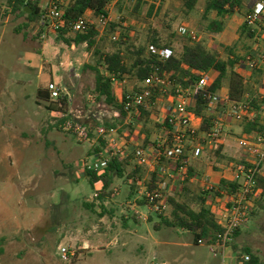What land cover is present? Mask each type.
Masks as SVG:
<instances>
[{
	"label": "rangeland",
	"instance_id": "rangeland-1",
	"mask_svg": "<svg viewBox=\"0 0 264 264\" xmlns=\"http://www.w3.org/2000/svg\"><path fill=\"white\" fill-rule=\"evenodd\" d=\"M184 1L158 0L148 17V6L136 14L135 0H119L111 15L115 23L129 30L136 47L147 50L154 28L161 43L169 42L178 52L188 40L178 36L176 30L185 25L194 29L205 46L216 50L222 58L227 57L225 49L229 47L236 57H245L252 42L239 38L242 14L227 19L224 37H214L204 30L206 21L202 12L206 0H198L191 12ZM24 21V17L15 20L0 5V264H230L237 261L241 248L252 249L264 261L261 196L251 206L253 215L231 240L224 258L219 248L214 247L211 252L206 245L196 246L192 234L178 226L161 224L160 216L171 220L169 205L161 215L141 206L139 211L148 221L129 219L127 224L122 223L125 220L119 204L127 196L124 180L133 172L131 163L125 164L123 177L112 186L119 185L120 191H125L104 203L106 210L112 209L114 213L101 218V207L96 206L93 212L86 209L84 204L92 203L94 190L85 176L84 163L88 152L97 145L78 143L70 134L57 130L54 126L57 121L47 109L48 102L40 100L37 91L55 80L68 96L67 110L76 121L86 124V112L99 111L87 102L88 96L95 98L93 76L81 71L83 65L92 62V54L85 45L70 49L51 30L38 35L31 34L29 28L16 32ZM110 45L109 40L102 43L103 47ZM223 85L227 86V82ZM255 91H260V85L255 86ZM146 126L151 140L158 130L152 121ZM230 127L224 134V158L214 160L212 166L241 159L237 140L242 124ZM138 175L145 178L146 173L139 171ZM188 185L187 203L197 209L200 185L197 182ZM156 225L160 227L155 229ZM101 229L108 231L105 239L106 233ZM83 241L90 250L78 248ZM232 245L237 249L233 250ZM60 247L75 252L69 262L61 260Z\"/></svg>",
	"mask_w": 264,
	"mask_h": 264
},
{
	"label": "built area",
	"instance_id": "built-area-1",
	"mask_svg": "<svg viewBox=\"0 0 264 264\" xmlns=\"http://www.w3.org/2000/svg\"><path fill=\"white\" fill-rule=\"evenodd\" d=\"M118 1L110 0L106 6L107 15L93 20L92 23L96 24L99 34L104 32L109 23L114 22L111 14ZM9 2L14 3L15 0H0L1 7L10 14ZM69 3L70 0H39L40 17L29 25L31 34L38 35L44 30L56 33L57 29L62 27L64 12ZM246 4L249 14L245 22L261 34L258 35L259 38L256 39L257 43L251 53L235 66L241 73H251L259 68L264 71V3L259 0H248ZM89 23L90 16L83 15L71 24L70 35L83 33ZM176 31L178 36L186 38L190 43L200 39L194 29L185 25L179 26ZM111 40L115 41L116 35H113ZM75 47L72 44L70 49ZM151 50L160 61H165L172 55V51L168 49ZM102 73L111 81L118 108L104 102H96L94 97L88 96L87 102L99 111L95 113L87 111L86 124L76 121L73 114L68 111L63 115L58 127L70 134L78 143L87 142L90 146L96 144L99 147L98 152H93L86 158L84 168L87 170L95 173L104 172L113 161L133 165V172L126 176L128 179L124 182V187L131 196L127 195L119 204L120 214L124 220L148 221L139 211L141 206H145L154 214L164 213L168 207V198L179 192L193 162L201 163L204 157H207L204 165L212 166L208 155L225 142L227 126L242 124L245 120L258 121L264 125V105L260 110H255L248 102H234L230 100L228 93L220 91L205 95V109L201 114L193 111L198 95L206 92L218 75L213 70L194 72L197 80L186 88L177 83L173 72H163L160 75L152 72L139 83L131 82L127 75L117 79L104 70ZM47 90L50 93V101L53 102L61 95H65L63 87L55 80L48 84ZM257 98L258 102H264V78ZM143 112L149 113V121L154 122L158 130L154 138L150 140L149 137L147 142H144L142 134ZM208 116H213V120L209 130L203 132L201 131L203 118ZM117 122L118 126L109 128L105 126ZM237 147L241 151V159L219 166L218 183L211 181L210 176L204 171L193 173L190 179L191 182L199 183L200 189L205 192L202 196L205 205L221 227L215 244L206 245L204 241L199 240L198 245H206L211 252L217 247L222 251V257L228 249L233 233L246 224L251 206L260 197L257 177L263 174L264 131L250 137L241 135L237 140ZM139 171L146 173L145 178L138 175ZM221 181L235 185V188L233 190L225 188L218 195H214ZM111 189L110 201L121 193L119 185ZM90 249L88 243L80 247L81 251ZM59 252L63 262H69L75 254L66 247H60ZM248 259V256L243 257L244 262ZM231 264L236 263L233 261Z\"/></svg>",
	"mask_w": 264,
	"mask_h": 264
},
{
	"label": "trees",
	"instance_id": "trees-1",
	"mask_svg": "<svg viewBox=\"0 0 264 264\" xmlns=\"http://www.w3.org/2000/svg\"><path fill=\"white\" fill-rule=\"evenodd\" d=\"M157 1L158 0H135L133 12L137 14L140 9H144L145 6H148L147 16L150 17L155 10V3ZM197 1L198 0L184 1V6L188 12L194 9ZM259 1L264 3L263 0ZM109 2L110 0H70L64 12L62 27L56 31V38L67 46L70 47L72 44L81 46L85 44L87 51L89 53L91 52L92 62L83 65L81 71L82 73L89 72L93 76L92 92L95 95L96 101L104 102L107 105L118 108L111 81L108 77L103 75L102 70L114 75L117 79H121L123 75H127L129 80L133 83L143 81L152 72H156L159 75L163 72H173L177 83L183 88H186L197 80L194 72L213 70L217 72L218 75L207 91L198 95L197 104L193 109L195 113H202L206 104L205 95L207 93L215 94L219 92L225 81L227 82V93L230 100L234 102H248L250 107L255 110H260L264 105V102H258V98H255V86H259L264 78L263 69L259 68L253 72L251 83H248L246 79L235 70V64L251 53L254 45L257 43L256 39L259 38L258 35L261 34L257 29L248 26L245 22V18L249 14V9L244 0H206L202 12V19L206 21L204 30L212 35L223 33L226 27V21L232 15L242 14L244 16L243 23L239 28V38L245 41H251L252 45L248 46L249 48L245 53V57L241 58L236 57L232 52L233 49L230 47L225 49L227 57L222 58L216 50L208 49L200 39L195 43H185L177 52L169 42L164 44L161 43L158 39V31L154 28L150 33L147 50L144 47H136L131 42L129 30L118 23H109L104 32L99 34L96 24L92 22L99 16L107 15L106 6ZM38 4L39 0L34 2L15 0L14 3H8V7L11 11L10 14L15 20L23 17L25 18V21L17 26L16 32L28 30L29 25L38 20L40 17V8ZM118 9L120 10V7H118ZM29 10L30 13H28ZM85 14H89L90 16L88 28L83 33L71 36L69 33L71 24ZM211 15H213V18H209ZM113 35H116L115 41L111 40ZM106 40H109L111 44L109 47L102 46V43ZM151 49H168L172 51V55L167 60L160 61ZM47 86L45 89L38 90L37 96L40 100L48 102L47 109L54 115L57 121L54 126L58 130V125L61 120H63V115L68 112L69 102L65 95H61L54 102L50 101V93L47 90ZM142 117L144 119L142 134L144 136V142H147L150 137V132L146 128V125L150 120V115L147 112H143ZM212 120L213 116L204 117L201 131H208ZM118 125V122L115 124H105L108 128ZM262 131H264V125L258 121L245 120L242 123L241 135L250 137ZM222 150V146L215 148L213 154L209 158V163L214 162V160H222L224 158ZM98 151L99 147L96 146L92 149L91 153L88 152V156ZM124 168V163L116 161L111 162L104 172L95 173L87 170L86 167L84 168L85 176L88 178L89 184L94 190L93 195H96L95 197L93 196L92 203L87 202L84 204L86 209L93 212L96 206L101 207L102 213L99 215L101 218L106 214L111 216L114 213L112 209L106 210L104 203L106 199L110 198L114 181L123 177ZM217 169L218 164L211 166V170L217 171ZM198 172L197 167L191 165L179 192L176 194L180 196L168 198V205L172 209L171 220L162 216L159 217L161 219V224L178 226L180 229L192 234L193 244L196 246H198L199 240L204 241L206 245L215 244L217 236L221 233L220 225L215 222L209 208L205 205V201L202 197L205 192L200 189V193L196 197L197 209L191 208L187 203L189 202L188 184L191 183L190 179L193 173ZM199 173H202V171ZM127 179L126 177L124 182H126ZM225 188L233 190L235 185H230L221 181L217 187L218 192L215 191L214 195H218L219 192ZM257 188L260 190V196L264 197V172L257 177ZM250 215H253L251 210L247 218H249ZM125 221L122 223L124 224ZM159 227L160 225H156L155 229ZM239 232L240 229L236 230L231 240L235 239ZM232 248L233 250L237 249L233 245ZM244 256L249 257L247 262L243 261ZM235 263L264 264V261L259 257V254L252 249L241 248Z\"/></svg>",
	"mask_w": 264,
	"mask_h": 264
},
{
	"label": "crops",
	"instance_id": "crops-1",
	"mask_svg": "<svg viewBox=\"0 0 264 264\" xmlns=\"http://www.w3.org/2000/svg\"><path fill=\"white\" fill-rule=\"evenodd\" d=\"M244 2H245V0H244ZM247 5V4H246ZM248 6V5H247ZM89 15V14H88ZM225 33H226V31L224 30V32L223 33H221V34H219V35H214V37H216V36H221V38L222 37H224L225 36ZM216 49V48H215ZM235 70H237V68H236V66H235ZM237 72H239L238 70H237ZM239 74L241 75V76H243L245 79H246V81L248 82V83H251V78H252V75H253V72H251V73H248V72H243V73H241V71L239 72ZM216 77V76H215ZM214 77V78H215ZM220 93H227V86L225 85H223V87H222V89L220 90ZM257 92L255 91V98H257ZM231 125V124H230ZM228 128H231L230 126H227L226 128H225V130L226 129H228ZM242 130V129H241ZM242 134V133H241ZM225 144H226V142H224L223 143V145H222V147H223V150H222V154H223V152L225 153L226 152V146H225ZM209 157L208 158H210V154L208 155ZM207 157H204V159L202 160V162L200 163V162H193L192 163V165H195L196 167H197V169H198V171L200 172V171H202V173H203V171L207 174V175H209L210 176V179H211V181H213L214 183H218V181H219V177H218V175H217V172H218V170L217 171H214V170H211V166L210 167H207L206 165L207 164H205L204 165V163L203 162H207V159H206ZM219 166L220 165H218V168H219ZM126 189V188H125ZM125 189H124V191H125ZM124 191H122V192H124ZM122 192H121V194H122ZM125 195H129V197L131 196V194H129V193H127V190L125 191V193H124ZM102 223H103V219H101L100 220ZM127 222H128V220H126L125 221V223L124 224H127ZM128 226V225H127ZM102 230V229H101ZM95 231V230H94ZM105 231V232H104ZM96 232V231H95ZM102 232L103 233H106L105 235H103L104 236V239L106 238V235H107V232L108 231H106V230H102ZM89 234V231H88V233L86 234V236ZM101 241H103V239H101ZM105 241H108L107 239L105 240ZM84 243H87L86 241H83V243H82V245L84 244ZM82 245H80L78 248L80 249V247L82 246ZM231 263H233V262H230V264Z\"/></svg>",
	"mask_w": 264,
	"mask_h": 264
},
{
	"label": "water",
	"instance_id": "water-1",
	"mask_svg": "<svg viewBox=\"0 0 264 264\" xmlns=\"http://www.w3.org/2000/svg\"><path fill=\"white\" fill-rule=\"evenodd\" d=\"M28 13H30V10L28 11Z\"/></svg>",
	"mask_w": 264,
	"mask_h": 264
}]
</instances>
